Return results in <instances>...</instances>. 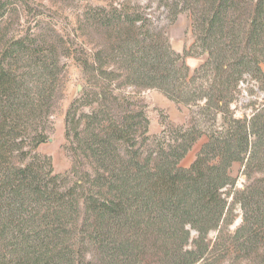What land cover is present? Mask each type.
<instances>
[{"label":"trees","instance_id":"1","mask_svg":"<svg viewBox=\"0 0 264 264\" xmlns=\"http://www.w3.org/2000/svg\"><path fill=\"white\" fill-rule=\"evenodd\" d=\"M97 1L79 13L91 52L73 56L54 29L13 34L29 5L0 0V264H264V0ZM181 14L194 35L183 53L168 36ZM190 55L203 57L194 71ZM71 56L83 84L65 114L71 166L57 172L39 148ZM129 86L160 90L187 121L149 134Z\"/></svg>","mask_w":264,"mask_h":264},{"label":"rangeland","instance_id":"2","mask_svg":"<svg viewBox=\"0 0 264 264\" xmlns=\"http://www.w3.org/2000/svg\"><path fill=\"white\" fill-rule=\"evenodd\" d=\"M29 5V11H21L16 17L11 29L13 34L25 33L28 29L31 31H44L54 29L62 35L73 56L81 54L84 49L91 52V46L85 43V38L80 31L79 13L87 7L90 2L94 4H104L105 2L97 0H24ZM146 0L142 1V5ZM168 36L173 48L180 53L189 48L194 41V35L191 28V20L188 15L181 14L179 19L168 29ZM186 63L194 71L203 62V57L187 56ZM67 63V83L64 91V97L61 100L58 112L53 119V130L47 142L42 144L39 150L42 153L49 154L52 157L54 168L57 172H64L71 166V158L66 151L65 140V114L72 100L79 94V87L83 84L81 68L76 64L75 58L65 57ZM244 88H251L252 83H244ZM125 92L135 94V98L146 105V113L150 120L149 134L156 135L163 130V124L181 125L187 121L190 110L187 107L180 108L174 101L170 100L163 92L158 89L135 90L134 87L123 88ZM257 93H244L245 98L242 102V108L237 110V116L250 114L252 107L248 105L250 99L262 101L263 94L256 90ZM206 137L200 139L182 160V165L188 167L196 158ZM243 166L238 163L234 167V175L238 177L237 188L242 189L246 176L242 173ZM243 221V211L238 205L235 208L234 223L229 227L234 230ZM216 232L210 234L215 238ZM224 264H229L225 262Z\"/></svg>","mask_w":264,"mask_h":264}]
</instances>
